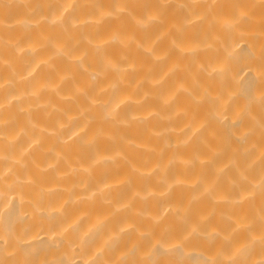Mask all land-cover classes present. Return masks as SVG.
Masks as SVG:
<instances>
[{
	"label": "bare ground",
	"instance_id": "bare-ground-1",
	"mask_svg": "<svg viewBox=\"0 0 264 264\" xmlns=\"http://www.w3.org/2000/svg\"><path fill=\"white\" fill-rule=\"evenodd\" d=\"M72 3L0 0V38L24 41L0 61V83L8 84L0 104L25 97L4 110L0 136L28 131L12 153L33 137L38 141L14 164L47 194L39 207L52 214L46 224L29 223L27 215L18 217L21 208L29 210L27 202L12 201L2 226L18 236L23 231L20 249H35L38 264H88L97 254L108 264L110 249L133 246L141 258L158 254L155 264H207L217 248L228 253L264 230V104H250L256 125L240 118L264 88L256 72L264 66V0H90L71 10ZM120 4L126 10L113 17L96 10ZM65 8L64 26L34 25ZM234 13L247 17L236 33H217L212 47L193 52L214 33L211 18L223 23ZM77 16L88 26L68 30ZM113 35L118 42L109 41ZM96 47L101 50L93 53ZM27 48L38 55L23 53ZM225 55L222 77L200 76L211 96L195 102L178 95L199 69L213 72ZM105 57L128 70L109 73L100 87L89 85ZM30 67L33 77L21 80ZM113 82L118 87L105 96ZM112 96L115 117L105 122L91 105ZM248 127L253 133L246 142L240 138ZM80 128L87 135L73 136ZM9 171L2 167L0 174ZM210 228L218 235L209 243Z\"/></svg>",
	"mask_w": 264,
	"mask_h": 264
},
{
	"label": "clouds",
	"instance_id": "clouds-1",
	"mask_svg": "<svg viewBox=\"0 0 264 264\" xmlns=\"http://www.w3.org/2000/svg\"><path fill=\"white\" fill-rule=\"evenodd\" d=\"M207 0H194V5L196 3H206ZM90 0H73L72 5L70 6L71 10L74 5L88 4ZM212 5H209L211 7ZM97 11H100L104 17H113L119 12H123L126 9L123 7V4H120L114 11L113 10H103L102 8L97 7ZM69 9L65 8L64 12H54L50 16H40L38 20L33 21L34 25L39 28L41 26V21L44 25L48 26H64V20L66 15L69 13ZM245 14H233L230 17H227L226 20L221 23L218 20L211 18L208 23L214 25L215 31L210 38H205L202 41H197L193 52H200L206 48L212 47L218 40L219 36L217 33H222L224 31H232L236 33L240 29L241 23L246 19ZM204 19H201V21ZM152 22H155L153 18ZM87 21L83 23L80 20V17H74L69 21L68 30H79L81 27H87ZM145 25L141 24L139 27H144ZM110 42H118L119 37L113 35L109 38ZM24 44L23 40L18 39L15 42L5 40L0 38V61L6 60L11 54L15 52L17 48H22ZM50 46H54L49 42ZM93 53H97L101 50L100 47L92 48ZM227 51V50H226ZM264 51V49H262ZM23 53L36 54L32 48L23 49ZM22 53V54H23ZM58 55H63V50L58 51ZM86 55V54H85ZM227 55H225L221 60H219L215 65L217 67L211 73L208 72V66H203L199 69L198 75L194 80L189 82L187 86L180 92L178 95H184L190 97L192 101L201 102L206 96H211L212 93L209 92L205 84L201 83L200 76L203 74L206 78L212 77H222L223 73L227 70ZM6 66V65H5ZM128 68L124 64L117 62H106V57L103 59L101 69L95 72L92 78L89 80V85L97 84V87L102 86L99 81L106 80L109 73L119 76L123 72L127 71ZM27 75H21V80H27L33 77V74L36 72V68L30 67L25 70ZM258 73V79L261 83H264V66H261L256 70ZM8 87L7 83H0V94H3ZM118 87V82H113L105 91L104 95L107 96L113 91L114 88ZM23 95H14L11 99H8L6 103L0 104V127L5 126L7 121L2 118V114L6 107L13 102L20 101L24 99ZM116 97L112 96L109 99H104V97H99L96 99V102L91 105L92 109L98 114L99 119L105 122H112L115 117V113L112 110V104L115 102ZM250 104H264V88L253 93L249 102H247L242 109L240 118H247L252 122L253 125H256L257 121L250 109ZM38 107V106H37ZM261 128L264 129V125H261ZM198 133V132H197ZM196 133V135H197ZM253 133V128L248 127L245 134L240 138L243 141L249 142V137ZM87 135V132L84 128H80L77 131L73 132V136L77 135ZM19 136L27 137L29 136L28 131H22L18 136L11 138L0 136V172H2V167H9L10 171L7 174H0V264H38L32 259V254L35 252V249H29L22 251L20 249V244L18 243L19 238L23 235L21 230L20 236L13 230L10 231L2 226L3 215L8 210L13 200H16L20 205H24L27 202L29 207L28 211H25L21 208L18 213V217L22 218L27 215L29 217V223L36 222L41 225L48 223V217L52 214L45 213L40 207L39 203L41 199L47 195L46 193L38 190L35 185L29 183L25 178L21 177L16 169L14 161L17 157H24L30 154V150L38 143V141L33 137L30 143L22 145L17 153H12L10 151L13 144L16 143ZM72 137H69L71 139ZM260 188H264V180L261 181ZM167 211V209H165ZM248 226V225H247ZM246 226V227H247ZM197 227L193 230L192 233H197ZM218 235L215 228H210L206 234L207 241L210 243L212 239ZM259 248L258 254H253V250ZM119 253V255H118ZM140 249L135 246L127 248L125 250H120L113 253L110 249V255L112 259L108 261V264H155V259L158 254L154 251H149L145 254L143 258L139 255ZM101 255L97 254L92 257L88 264H102ZM207 264H264V230H261L258 233L250 234V239L244 243L235 245L230 252L225 253L220 249H216L211 254L206 256ZM65 264H75L74 261L70 262L67 259H64ZM54 264H59V261H55ZM83 264V261H81ZM198 264H205L204 261H199Z\"/></svg>",
	"mask_w": 264,
	"mask_h": 264
}]
</instances>
